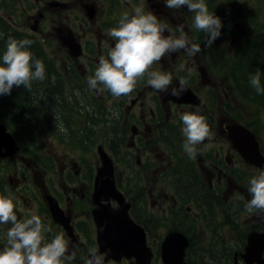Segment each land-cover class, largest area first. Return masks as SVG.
I'll return each mask as SVG.
<instances>
[{"label":"flooded vegetation","instance_id":"flooded-vegetation-1","mask_svg":"<svg viewBox=\"0 0 264 264\" xmlns=\"http://www.w3.org/2000/svg\"><path fill=\"white\" fill-rule=\"evenodd\" d=\"M68 2L66 9H59L56 12V17L52 16L50 21L55 22L57 20L63 21L64 18L68 23H70V28L73 30L76 36V42H79L82 46V52L77 53V47L72 45L71 47L68 45L67 41H70V36L67 30H62L61 37L63 40L53 39L52 41H47L42 44L39 40L33 45L38 49V52L41 57L47 59L48 56L46 54L49 53L53 57H58L61 59V65L57 70V75L55 78H52L53 82L57 86L56 92L49 93L47 90L41 86L44 98L48 101L49 108L38 111L36 113L30 114L26 123H20V120L16 118L15 111L9 112V118L14 120L17 123V132L20 133L19 124L30 125L34 128V126L42 122V127H46L49 129L50 138H45L40 129H36L30 136L29 140L25 142V155L27 156L26 162L29 165L34 164V160H39L42 158L47 159H57L58 164L62 167L64 174L73 175L72 170L69 165L62 164L59 158H54L53 149L55 148L54 142L52 139H57L60 135V131H58L55 127V113L56 110H60V114H57L59 118V122L62 124H66L68 121L66 117V111L68 113H79L81 111H87L93 120H98L109 124L116 128L117 132L115 138L119 142L127 141L130 138V133L133 128L137 124L139 126V122L144 124L145 119H149V121L153 118L156 119L157 124L162 125L164 119L170 114V112H175L176 109L184 108L186 105L179 104L173 99V95H171V88L178 86V80L180 77L184 76L188 78V84L192 89L197 90V70L199 71V64L203 62L200 61V52L195 56H188L186 53L181 50L173 53L172 56H168L165 59H161L159 62L153 65V70H156V65L161 64V69L169 73L172 76V85L166 92H160L153 89L146 83V78L144 80H140L137 82V85L134 91L128 96H121L120 98H114L109 92L105 91L102 94H98L96 91L88 88L87 78L94 73V69L98 64L99 57L101 55H107L108 50L114 46V41L111 37L108 36V30L112 28L108 25V22L111 21L112 17H105L102 14L108 7L109 0H66ZM226 2V6L228 7L232 3H235L239 6V0H223ZM251 10L250 13H246L245 5L239 6L241 8V14H248L254 16L258 15L261 18L262 9L264 8V0H249ZM118 2V1H117ZM160 3L164 4V0H160ZM211 6H213L214 11H223L225 9L223 3L220 0H212L209 2ZM79 7H82L86 16V12H93L96 14V18L93 21L87 22L85 18H83L84 22H80V25L76 27L77 20H80L79 15ZM186 7V6H185ZM187 8V7H186ZM158 12L155 14L154 10L152 11L149 7L145 9L147 12H154L158 21L167 26V30L165 33H170L172 29L177 28L178 25L184 26V31L187 34L188 38L192 43H196L200 45L201 41V31H194L192 33L191 30V19H189L188 10L181 7L179 9H168L167 14L160 13L158 8H155ZM103 12V13H101ZM213 12V11H210ZM27 19L23 23V28H31L32 20L35 17V14L27 11L26 13ZM87 18V16H86ZM88 19V18H87ZM22 23V22H21ZM17 23L14 21L13 26L16 27ZM228 26H232L231 23H228ZM187 31V32H186ZM42 33V30H40ZM190 33L192 37H190ZM48 33H46L47 35ZM55 43V45H52ZM202 45L200 48L202 49ZM96 56V62H94V57ZM185 65V70H180V64ZM188 69H191V75L188 76ZM47 78L45 79V81ZM144 91H148L146 94ZM79 92V96L77 95ZM152 98L154 103L152 105L147 104V100ZM130 104L128 105V103ZM151 102V101H150ZM207 102V101H206ZM205 102V103H206ZM204 103V104H205ZM203 104V105H204ZM203 105L196 107V109H200ZM211 106L219 107V105L214 104V101L211 102ZM208 107V105H205ZM26 109V108H22ZM91 109V111H89ZM116 109L119 112V118H111L112 110ZM15 114V115H14ZM54 115V117H52ZM216 118V116H215ZM150 124H153L152 121ZM14 126L15 124H11ZM212 128V138L204 144V150L210 151L211 147H205L206 145L212 144L213 139H218V129L211 124ZM155 139L158 140L160 137L155 135ZM164 145L173 152L184 153L182 146L177 143L174 139H162ZM211 148V149H210ZM68 156V153H65ZM219 156V153H217ZM232 163L236 164L238 160V154L235 150H233ZM3 159L0 157V163ZM33 162V163H32ZM172 163V162H170ZM10 161L8 162L7 168H9ZM28 165V164H27ZM56 163L54 161L51 162V167L44 168L41 166L43 171L36 173L34 179L32 178V173L26 171V167H19L15 170L14 174L11 175V180H8V175L5 177H1L0 184H4V192L7 191H15V197L18 199L17 201L21 204L24 203L23 206L17 204L16 209L24 208L25 210H34L36 209L44 199L48 196L51 191L57 190V198L60 204H66L68 206H76L79 209H84L82 204L83 202H87L89 207V212L92 215L94 210H97L101 207L95 199L92 202L90 189L84 186L76 185L75 183L68 185L65 184V179H61V185L54 184V180L52 176L46 175L47 173L54 174ZM74 166V164H73ZM35 167V166H34ZM257 173L253 174L251 178L257 175L261 170L257 169ZM233 169L226 168V172L224 177H222L221 173L217 175V182L212 186L213 196L216 197L217 200H220L221 194H227L228 199L232 200L235 204L238 199L236 196L246 195L247 190L244 186L238 184L236 179L231 175ZM36 172V170H34ZM44 174H43V173ZM43 174V175H42ZM214 173L210 174L212 178ZM46 178L47 181H43V178ZM64 178V176H63ZM250 178V179H251ZM157 182L162 186L163 180L161 177H157ZM32 183L30 184V181ZM73 181V179H68ZM96 182V179H95ZM61 189H58V187ZM189 196V194H188ZM151 207L157 203V200L160 199V195L158 198H154L153 195L150 194ZM154 198V199H153ZM109 201L108 198L103 197L102 204H107ZM88 213V211L86 212ZM44 215L47 218H50L49 212L44 209ZM161 220V219H160ZM263 221L261 217L258 218L257 215H252L250 218H244L243 224L246 225L249 221L258 222ZM141 224L145 230L146 234L150 230L149 224L146 222L139 223ZM264 228V224H263ZM262 230V228H261ZM156 236V233H152ZM248 234V231H245V236ZM47 237L50 239L51 236L47 234ZM246 244L245 240L241 241V245L244 247ZM242 253V252H241ZM264 257V253H263ZM238 260L245 264V262L238 258Z\"/></svg>","mask_w":264,"mask_h":264},{"label":"clouds","instance_id":"clouds-1","mask_svg":"<svg viewBox=\"0 0 264 264\" xmlns=\"http://www.w3.org/2000/svg\"><path fill=\"white\" fill-rule=\"evenodd\" d=\"M168 9L186 6L194 13L193 26L206 35V46L211 47L220 37L223 27L220 17L210 12L205 0H164ZM167 26L160 23L151 12H145L143 6H136L132 12H123L116 26L108 30V36L114 41L107 55H101L93 75L87 78L88 88L102 94L109 92L114 98L130 95L140 80L153 89L166 92L172 85L169 73L153 70V65L166 54L183 50L188 56H195L201 51L200 45L192 43L178 25L179 35H164ZM34 43L31 39L17 40L9 37L7 48L0 56V95H10L13 87H23L31 91L34 81H44L45 65L40 59H33L29 48ZM180 70L185 65L180 64ZM188 76L191 69H188ZM262 72L259 68L251 75L249 83L258 95H264L261 83ZM188 78L180 77L178 86L171 88V95L179 98L187 91ZM79 96V92H77ZM91 111V109H89ZM55 113V127L65 132ZM111 118H119V112L112 110ZM183 123L182 134L184 153L190 159L197 155V145L210 140L212 133L206 118L198 112H185L180 116ZM211 147V145H206ZM250 199L245 204L247 213L264 215V170L249 180ZM0 225H10L6 232V243L0 248V264H72L76 252L69 254V241L64 233L54 234L49 239L47 234L52 228L43 223L35 211L24 218H18L16 204L11 195H0ZM84 264H104L102 255L96 246L88 249V255L82 257Z\"/></svg>","mask_w":264,"mask_h":264},{"label":"rangeland","instance_id":"rangeland-1","mask_svg":"<svg viewBox=\"0 0 264 264\" xmlns=\"http://www.w3.org/2000/svg\"><path fill=\"white\" fill-rule=\"evenodd\" d=\"M34 1V0H32ZM114 2H119L121 1L120 6L118 7V10L114 12V14L112 15L113 18L111 21L108 22V25L111 27H114L117 25V18L125 11H128L129 13L132 12V9L136 6H143L146 7L148 0H112ZM212 1V0H211ZM224 7H225V14L229 13L230 11L228 10L227 6H226V2H224L223 0H220ZM208 8H209V2L210 0H205ZM10 3L9 0H0V15H4L5 16V23L9 26L11 23V17H15L14 13L8 11V4ZM245 5L246 7V12L251 10L249 9L250 7V1L249 0H239V6ZM46 7L49 8H54V9H61L62 5L61 2L57 1V0H52L50 1ZM185 8V10H188L185 6L183 7ZM264 9V8H263ZM27 11L32 12V13H37L41 10H39V7L35 4H33V8L29 9V10H24V14H21L20 11L17 12V16L20 19V21L22 22V26L23 23L25 22V20L27 19L26 13ZM79 11V15H80V20H77L76 23V27L80 25V22H84L83 18L86 19L87 22H90L84 13V10L82 7H79L78 9ZM210 11V10H209ZM147 12V11H145ZM167 8L165 10L164 14H167ZM91 13V11H90ZM153 13V12H152ZM189 19H191V30L192 33L194 31H196V29L193 26V18H194V13L189 12ZM7 14V15H6ZM154 14V13H153ZM262 14L264 15V10H262ZM35 19V17H34ZM33 19V20H34ZM32 20V25H35V22ZM31 25V26H32ZM24 30H27V28H23ZM46 29L52 31V28L50 27V25H48L46 27ZM73 30H75L72 27ZM187 32V31H186ZM1 33H4L3 30H1ZM0 33V36H1ZM169 33V32H168ZM170 34V33H169ZM171 34L174 35H179V33L175 30L172 29ZM190 37H192L191 33H190ZM201 41H200V45L204 46L207 48V51L205 53V56L203 54H201L202 57H204V59H207L208 55L211 54H217L219 52V50H217L214 46V44H212L211 47L206 46V35L204 32H201ZM190 40V39H189ZM52 45H55V43H52ZM173 53L170 54H166L162 59H165L168 56H172ZM200 56V61L202 60V57ZM58 58V57H56ZM94 62H96V56L94 57ZM161 64H159L158 66L156 65V70L158 71H162L164 72L161 68ZM210 76H212L214 78V80L219 84V88L223 86L222 84V78H221V73L218 70H214L213 72L209 71ZM205 76V74H204ZM198 83L200 82V75H199V71L197 70V77ZM227 92H230L229 90L226 89ZM146 94L148 93V91H144ZM205 100V99H204ZM151 101V102H150ZM148 105H152L154 103V100L152 98H149L147 101ZM223 103L226 104V100L224 98L223 95ZM230 103V101H229ZM130 104V102L128 103V105ZM1 109L2 112L4 114H7V109L1 104ZM180 111V109L178 110V112ZM56 114H60V110H56ZM230 116H232V114H230ZM52 117H54V115H52ZM66 117L68 119V121L66 122V124H61L63 125L64 129H66L65 132L61 133L57 139H52V141L54 142V146L55 148L53 149V155L54 158H59L60 157H64V158H76L78 156H80L81 158L83 157H87L89 156L90 152L92 151V148L94 147V134L101 130L99 129L98 124L92 119V116L87 112V111H81L79 113H68L66 111ZM220 120H227L226 116H219ZM252 120H254V123L252 125L253 128H255V130L257 131L259 136H262L264 139V116L260 117L259 115H255L253 117H251ZM173 120L175 121L176 119L173 118ZM149 119H145L144 123L145 126L141 127L139 129V133L141 134L139 139H134L136 142V145L133 147H127L126 150V154L123 158H121L119 160V165H118V172H117V177L120 181V183L125 184L127 186H131L132 183H147V187H141L139 189V193L138 195H136V199L138 198V201L140 203V207L143 209L144 211V217L145 218H150L151 220H154L155 218V211L153 210L152 207L146 208L145 207V199L142 200V197H140V195L146 194V192L148 190H152L155 187V183L157 182V177L154 175V173L151 171L152 169L155 168V164L149 163L150 167H147L144 165L145 161H156L158 162V160H160L159 157H157L162 150L163 147L161 146L159 149H157L156 143L151 139L150 134H151V125H150ZM42 122L37 123L34 128H31L32 133L36 130V129H40L42 135L45 138H50V134H49V129L46 127H42ZM234 123L230 122V123H222L221 125L216 124V127L218 129V134L219 137L218 139H213L212 142V147H213V152L219 151L220 148L223 146V151H224V156L225 160L227 161V163L229 164L228 159H231V154L233 153V148L230 144L229 141H227L228 139V134H229V130L227 126H233ZM20 127H22V124H19ZM22 129V128H21ZM99 129V130H98ZM225 129V131H224ZM22 133L24 134V136L28 137L30 135L31 132H26V131H22ZM171 138H175V134L174 133H167ZM160 137V139H158V141L162 140V137L165 136V134H159L158 135ZM131 137L129 138L130 141ZM29 140V139H28ZM128 141V143H129ZM223 141H225L223 143ZM150 149V151H149ZM67 151L68 156L70 157H66L67 155L65 154V152ZM94 154L96 161L98 159V155L95 151ZM140 155L141 157V161L143 164H138L136 161V156ZM160 156V155H159ZM196 158H198V163L203 164H210V161L207 159H205L204 157V152L202 150H197V155ZM195 158V159H196ZM53 160L51 159H47V158H42L39 160H34V162H36L33 166V164L26 166V171L29 173H33L34 170H36V172L43 171L41 166H43L44 168H48V166L50 165V163ZM9 161H4L2 160L0 164L7 166ZM60 162H61V158H60ZM81 164L86 165L90 162L89 159H82L79 161ZM33 163V162H32ZM180 164H182L184 166L185 169H188L189 171H194V169L198 170L197 166H193L190 164H186L183 161H180ZM237 166H241L242 163L237 160L236 164ZM9 170L10 171H6V173H3V177L8 175V180H11V170L13 169V165L10 162L9 165ZM62 167L56 163L55 165V169H54V174H50L47 173L46 175L48 176H52L53 180H54V184H60L61 185V179H72L73 177L69 174H64L63 169H61ZM144 168H147L146 170H144ZM148 168H151L148 169ZM157 169V168H156ZM15 170H17V168H15ZM264 170V169H263ZM13 171V170H12ZM145 171H147V174L144 173ZM257 170L253 169L252 172L255 173ZM84 172V173H82ZM79 175H75L74 180L81 184L84 185V187L87 188H91L93 187V185H95V179L96 176L101 172V169L98 170H93L92 172L87 169V170H83ZM207 170H205V168H203V173H204V177L206 175ZM43 173V172H42ZM243 173V172H241ZM44 174V173H43ZM42 174V175H43ZM144 175V177H143ZM64 176V178H63ZM35 176H33L32 178L34 179ZM195 178H198L197 176H193V180ZM240 179V178H239ZM43 181H47L46 178H43ZM240 182L242 183V186H244L247 190V194L246 195H241L240 198H242L241 203L244 204L248 202V188L249 186L246 185L247 182H245L243 179H240ZM32 183V180L30 181V184ZM205 183L206 185H208V181L205 179ZM241 185V184H240ZM176 187H180L181 189H185L187 190V192L190 193L191 189H187L186 185L184 182L181 183H176ZM132 194L135 195V191L133 189H131ZM196 192L200 195H202V197L204 196L203 190L199 189L196 190ZM205 192V189H204ZM146 196V195H145ZM130 201L132 200L131 197H129ZM194 200L197 201L196 197H194ZM221 201H217L216 199H214V203H212L211 208H204V207H200L198 206V201L193 202L191 200L186 202V205H190L193 207L192 210V220L190 225V230L189 232L193 235L194 240L196 242V245L194 247H192V249H190L189 251V259L193 262V264H234V253L236 251L239 250V247L241 245V241L244 238V232L249 228V226L253 225L255 222L253 221H249L246 225L243 224V217H246V213H244L242 215V218L240 219H236L233 217V215L230 218H227L224 215L219 214V206L220 203H223L224 199H222V197L220 198ZM94 200H92L93 202ZM220 202V203H219ZM14 203L16 204L17 207V201L14 200ZM21 206L24 205V203L22 202L20 204ZM113 206H116V203H113ZM184 210H185V205L183 206ZM201 208L203 210H201ZM202 211L203 215H207V216H213L214 218L212 219V221L209 222L208 217L204 216V219L202 220V222H209V224L215 226V230L212 229H206L201 232L202 230H199L198 227H200V222L199 219L195 220L194 217L197 216V213H200ZM17 212V216L18 218H24L28 215V211L25 210L24 208H20V209H16ZM252 215H256L253 214ZM257 216H264L261 214H258ZM156 225L153 224V228H155ZM159 228V227H157ZM77 230L83 231V232H87V225L85 224H77L76 226ZM157 230V229H156ZM51 234V233H50ZM104 235V234H103ZM102 235V236H103ZM204 236H208V237H214V242L212 244H205L203 245L201 242V238ZM153 240V239H152ZM79 243V247L76 248V252L78 254L79 260H80V264H84V261L82 259V257L87 256L88 255V249L92 246H96L99 250V253L102 255L103 260L104 258H107L109 260L108 264L113 263H117V264H130V253L126 252L123 254L122 257H126L127 258V262H123L121 261L120 258L117 259V253L114 251L111 252H106V251H102V246L104 244V239H99L98 235L95 233L90 239L89 241L86 240V243H81L80 241H78ZM200 244V245H199ZM242 246V245H241ZM199 247H201L203 250H199ZM221 253H226V258L225 259H219L218 256ZM143 255L147 256L146 260H144L145 264H162L160 261V258L158 259V262H154L151 263L149 258H148V253H143ZM133 256H137L136 254H134ZM134 259V258H133ZM137 260V259H135Z\"/></svg>","mask_w":264,"mask_h":264},{"label":"trees","instance_id":"trees-1","mask_svg":"<svg viewBox=\"0 0 264 264\" xmlns=\"http://www.w3.org/2000/svg\"><path fill=\"white\" fill-rule=\"evenodd\" d=\"M250 33L251 31L247 29L246 34L248 35ZM15 39L20 40L24 38L17 36ZM6 48L7 46L3 49L0 48V56L3 55ZM29 51L33 54V59L43 61L47 80L34 81L31 91L25 90L22 86L19 88L14 86L10 95H1L7 106L10 107V110L15 111L16 118L20 120V123H26V119L30 114L49 108L48 101L44 98L41 86L49 93H57V86L55 81L53 82L52 80L55 75L54 64L41 57L36 47L31 46ZM224 55L225 60L217 61L214 59L213 65L210 67L226 66L222 73L231 89V99L233 102L231 104L227 103L231 107V113L234 117H238L241 120L245 118L244 116L252 117L259 115L263 117L264 95H258L251 87L249 80L251 75H254L256 69L259 68L262 72L261 83L264 84V33L258 35L257 38L256 36L248 37L241 41L237 47H234L232 52H225ZM236 106H239V108ZM22 125L24 128L31 127L30 125ZM22 130L24 129L22 128ZM188 188L191 189L190 194L196 197L199 205H203L205 208H207V205L210 206L208 201L204 200L202 195L196 192V190L201 189L205 194L204 186L197 178L194 180L191 178ZM138 206H140L139 203ZM226 256V253H221L218 258L223 260Z\"/></svg>","mask_w":264,"mask_h":264},{"label":"water","instance_id":"water-1","mask_svg":"<svg viewBox=\"0 0 264 264\" xmlns=\"http://www.w3.org/2000/svg\"><path fill=\"white\" fill-rule=\"evenodd\" d=\"M78 52L79 51H76V54ZM172 98L178 102L200 103V100L197 99V97L194 95V93H192L190 89H187V91H185L179 98H177L176 96H173ZM230 138L235 147H237V149L249 162L264 167V157L258 150V144L255 140L254 134L247 131L242 126L240 127L234 125L230 128ZM9 140V135H7L2 127H0V148L2 146L9 145ZM106 181L107 179L104 180V183H106ZM109 192H112V189H110ZM115 220L117 219L115 218ZM114 227L119 229L122 233L114 241H112V245L118 250H127L131 244H139L141 240H143V238L138 235H136L135 239H132L124 225L114 224ZM131 228H133V226ZM187 245L188 238L184 236V234H182L181 232L170 233L167 236L164 244V261L167 264H184L181 261L183 260V257L185 255V249ZM263 251L264 233H251L249 235V244L246 248V253L243 254L247 259V264H264V259L262 258ZM171 253L175 254V258H172Z\"/></svg>","mask_w":264,"mask_h":264},{"label":"bare ground","instance_id":"bare-ground-1","mask_svg":"<svg viewBox=\"0 0 264 264\" xmlns=\"http://www.w3.org/2000/svg\"><path fill=\"white\" fill-rule=\"evenodd\" d=\"M262 10H264V9H262ZM154 12H155V14L158 13V12L155 10V8H154ZM154 12H153V13H154ZM254 21H255V22H259V21H260L259 16L256 17ZM164 35L167 36V35H169V33H164ZM176 87H177V86H176ZM187 88L192 89V88L189 86V84H187ZM184 103H185V104H188V102H184ZM4 128H5V129H8L9 127H8V125H5ZM180 146H181V145H180ZM65 151H66V150H65ZM66 152H67V151H66ZM66 152H65V153H66ZM49 166L51 167V163H50ZM101 168H102V170H101V172L96 176V182H95V187H96V190H97V196H96V198H95V201H96L98 204H100L101 207L98 208L97 210H94V211L92 212V215H93V218H94V219H97V220H99V221H106V220L115 219V218L118 219V218H120V216H116V215L111 214L110 210H109L108 207H107V204H102V199H103V197H106V198L110 199V197H109V193H108V190H107V187H106V183H104V179H105L106 177H108V176L113 175V174L115 173V169H113V168L111 167V165H110L109 163H107V162H102V163H101ZM263 169H264V167H263ZM175 195H176V197H182V196H183V193H182L181 191H177V192L175 193ZM191 196L193 197V200H192V201L197 203V201L194 200V197H195V196L192 195V194H191ZM238 196H240V194H238ZM154 198H156V197L154 196ZM154 198H153V199H154ZM144 199H145V207H146V208L151 207V200H152V199L150 198V194L146 195V196L144 197ZM216 200H217V199H216ZM217 201H219V200H217ZM197 204H198V203H197ZM191 207H192V206H191ZM222 207H223L224 215H225V216L227 215V218H230V217L234 214V212H235V210H236V205H235V203H234L232 200H225V201H223ZM229 213H230V214H229ZM186 216H187V217H190V216H191L190 211H187V212H186ZM165 220H166V219L161 218V222H164ZM204 227H205L206 229H212V230H215V229H216L215 226L209 224V222H205ZM132 230H133V232H134L136 235H138V236H140V237H142V238H145V237L147 236V234H146V230H145V228H144L141 224H136V225H134L133 228H132ZM213 242H214V237L204 236V237L201 238V243H202L203 245H205V244H212ZM234 255H235L237 258H241V259L245 262V264L247 263V259H246V257H244V255L241 253V250H240V249H239L238 251H236V252L234 253ZM262 258L264 259L263 254H262Z\"/></svg>","mask_w":264,"mask_h":264}]
</instances>
